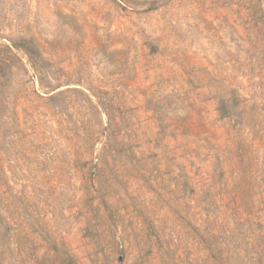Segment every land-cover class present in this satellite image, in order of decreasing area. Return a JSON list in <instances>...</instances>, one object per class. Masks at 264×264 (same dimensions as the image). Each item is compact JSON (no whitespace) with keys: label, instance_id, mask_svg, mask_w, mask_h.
<instances>
[{"label":"rangeland","instance_id":"rangeland-1","mask_svg":"<svg viewBox=\"0 0 264 264\" xmlns=\"http://www.w3.org/2000/svg\"><path fill=\"white\" fill-rule=\"evenodd\" d=\"M0 264H264V0H0Z\"/></svg>","mask_w":264,"mask_h":264},{"label":"trees","instance_id":"trees-1","mask_svg":"<svg viewBox=\"0 0 264 264\" xmlns=\"http://www.w3.org/2000/svg\"><path fill=\"white\" fill-rule=\"evenodd\" d=\"M13 48L16 50H23L25 55L27 56L30 63L34 60L37 56L35 49L32 47L31 43L26 40H19V42L13 43ZM2 62V61H1ZM221 116H225V113L219 110Z\"/></svg>","mask_w":264,"mask_h":264}]
</instances>
